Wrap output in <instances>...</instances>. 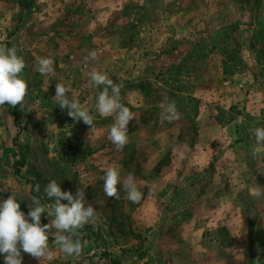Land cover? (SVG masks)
I'll use <instances>...</instances> for the list:
<instances>
[{
	"label": "rangeland",
	"instance_id": "374dc122",
	"mask_svg": "<svg viewBox=\"0 0 264 264\" xmlns=\"http://www.w3.org/2000/svg\"><path fill=\"white\" fill-rule=\"evenodd\" d=\"M22 31L29 47L10 42ZM0 32L28 84L24 110L0 106V201L14 193L27 218L33 197L53 202L43 189L56 179L99 213L79 257L50 233L54 258L22 251V264H264V196L254 194L264 155H251L249 131L264 127V0H0ZM91 50L99 58L85 65ZM43 57L54 74L36 71ZM93 69L122 85L135 114L122 151L107 139L113 118L95 110ZM56 83L90 110L93 130L56 104ZM170 101L181 119L162 124ZM108 166L134 175L139 203L122 186L118 200L105 195Z\"/></svg>",
	"mask_w": 264,
	"mask_h": 264
},
{
	"label": "clouds",
	"instance_id": "9594fccd",
	"mask_svg": "<svg viewBox=\"0 0 264 264\" xmlns=\"http://www.w3.org/2000/svg\"><path fill=\"white\" fill-rule=\"evenodd\" d=\"M99 55L98 50H91L84 58L85 65L89 60H97ZM26 67V62L23 56L18 55L16 47L0 45V106L19 105L21 110L25 109L28 84L22 73ZM36 71L42 76L54 74V60L40 58ZM88 76L89 87L103 86V90L96 97L95 110L101 117L113 118L114 122L107 130V139L117 150L122 151L129 142V121L135 117V114L121 102L122 85L115 84L107 73L95 69ZM70 91V87L64 83H56L53 99L62 110H67L70 118L75 121L82 120L93 130L95 117L75 95H69ZM179 119L181 114L175 101L168 102L160 113V122L172 123ZM249 131L255 137L251 155L253 158L264 155V127H254ZM103 181V191L107 197L118 200L120 198L118 186H122L131 202L139 203L143 198L134 175L121 177L119 167L105 168ZM34 190L39 192L40 185L36 184ZM43 191L48 200L53 202L44 205L38 198L33 197L27 218L20 210L14 193L0 201V255L4 256V264H22V251L39 260L42 258L52 260L54 252L49 246L50 233H56L53 244L66 257H79L82 254V229L90 223L95 226L98 211L91 204L86 206L84 190L78 189L75 195L70 191H62L56 179H50ZM254 194L257 198L264 196V188L258 185ZM62 200L67 203H62ZM49 209L52 218L49 223L42 225L41 216Z\"/></svg>",
	"mask_w": 264,
	"mask_h": 264
},
{
	"label": "crops",
	"instance_id": "0c3cea01",
	"mask_svg": "<svg viewBox=\"0 0 264 264\" xmlns=\"http://www.w3.org/2000/svg\"><path fill=\"white\" fill-rule=\"evenodd\" d=\"M27 16H28V14L25 13L21 28H23L26 25L25 22L27 21ZM25 31H26V28H25ZM20 36H22V37H20ZM19 39L21 40V42L24 46L29 47L28 36H25V32H23V31L17 35L15 34L14 37L10 38V42H12L16 45L19 42Z\"/></svg>",
	"mask_w": 264,
	"mask_h": 264
},
{
	"label": "built area",
	"instance_id": "2783aa9c",
	"mask_svg": "<svg viewBox=\"0 0 264 264\" xmlns=\"http://www.w3.org/2000/svg\"><path fill=\"white\" fill-rule=\"evenodd\" d=\"M6 44H7V39L0 32V45H6Z\"/></svg>",
	"mask_w": 264,
	"mask_h": 264
},
{
	"label": "trees",
	"instance_id": "16d2710c",
	"mask_svg": "<svg viewBox=\"0 0 264 264\" xmlns=\"http://www.w3.org/2000/svg\"><path fill=\"white\" fill-rule=\"evenodd\" d=\"M20 165L22 166V165H24V164L21 163ZM15 172H17V171H15ZM16 174H17V173H16ZM41 224H42V225L45 224V221H44V219H43V214H42V216H41Z\"/></svg>",
	"mask_w": 264,
	"mask_h": 264
}]
</instances>
